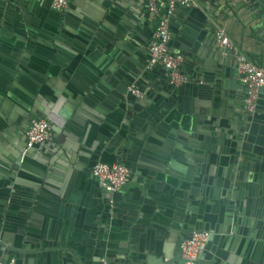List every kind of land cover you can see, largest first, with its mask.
<instances>
[{
  "label": "crops",
  "instance_id": "1",
  "mask_svg": "<svg viewBox=\"0 0 264 264\" xmlns=\"http://www.w3.org/2000/svg\"><path fill=\"white\" fill-rule=\"evenodd\" d=\"M24 1L0 2V236L9 245L1 257L100 264L103 251L110 264H159L199 221L215 230L207 263L264 264V88L245 132L237 61L216 37L223 28L264 68V13L240 0L178 7L170 49L184 56L187 81L172 89L163 66L147 67L157 20L146 0H69L63 13L50 0ZM132 82L148 95L126 99L133 108L122 100ZM35 117H46L55 137L20 169ZM118 149L131 175L111 226L92 167ZM242 150L258 161L235 163ZM229 215L244 218L248 233L255 223L257 237L227 239L219 227Z\"/></svg>",
  "mask_w": 264,
  "mask_h": 264
},
{
  "label": "built area",
  "instance_id": "2",
  "mask_svg": "<svg viewBox=\"0 0 264 264\" xmlns=\"http://www.w3.org/2000/svg\"><path fill=\"white\" fill-rule=\"evenodd\" d=\"M8 1V0H0ZM244 4L259 10L256 0H240ZM52 7L64 10L68 7L69 0H52ZM197 6V0H146L145 8L153 15L158 24L153 37L148 45V67L157 64L168 70L170 84L179 86L187 81L186 76L181 73L180 67L184 62L181 53H173L169 50V42L172 37L170 22L178 7L192 8ZM217 40L225 54L231 53L237 61V70L240 81L245 88L243 97V110L247 115L256 112L257 101L261 88L264 86V68L256 65L238 46L228 37L223 28L216 30ZM128 90L135 96L140 97L142 92L135 86H129ZM28 146L41 144L53 140L51 125L47 120H32L26 131ZM92 173L99 178L102 186L109 192H117L130 179V169L119 163L107 164L97 162L92 167ZM209 232L194 230L190 237L181 243V261L170 264H205L200 260V254L209 241ZM0 264H16L14 259L2 260Z\"/></svg>",
  "mask_w": 264,
  "mask_h": 264
},
{
  "label": "water",
  "instance_id": "3",
  "mask_svg": "<svg viewBox=\"0 0 264 264\" xmlns=\"http://www.w3.org/2000/svg\"><path fill=\"white\" fill-rule=\"evenodd\" d=\"M31 1L32 0H25L24 2H31ZM34 1H36V0H34ZM50 1H52V0H50ZM256 1L264 8V0H256ZM0 2L3 5H9L11 3L12 4L13 3L15 4L17 2V0H8V1H0ZM68 7H69V4H68ZM53 9H55V8H53ZM185 9L186 10H191V9L201 10V5L199 4V2H197V6L192 7V8H185ZM55 10L58 11V12H60V13H63V12H65L66 9H64V10H57V9H55ZM157 24H158V20H157ZM171 39H172V37H171ZM170 42H171V40H170ZM170 42H169V50H170V52H172L171 49H170ZM157 65H160V64H157ZM157 65H155V66H157ZM155 66H152V67H148L147 66V67L149 68V70H153V68ZM181 68H182V65L180 67V71H181ZM165 70L168 73V80H169L168 82L170 83L169 72H168L167 69H165ZM181 73H183V72L181 71ZM131 85L135 86L137 89H139L142 92V95L140 97L135 96L134 94H132V92H130L128 90L129 86H131ZM170 86L172 87V89H178L180 87V85L179 86H174V85H171V84H170ZM220 86L222 88H225L226 87L225 86V83H222V85H220ZM229 87L230 88L233 87L232 86V82L229 84ZM262 88H264V86ZM145 93L146 92H144L141 88H139V86L136 84V82H132L131 84H129L127 86V88H126V95H125L126 97H124V99L122 98V100H125L126 101V99L128 100V99H130V98L133 97L134 98L133 99L134 102H132L133 104L142 103V102H145L147 100V98H148L147 93L146 94ZM129 96H131V97H129ZM220 101H221L220 102L221 105H223L224 102H222V100H220ZM126 102H127V106L128 107L133 108L132 103H130L128 101H126ZM256 112H257V108H256ZM256 112L253 115H247L245 113V116L247 117V119H246V117L239 118L237 127H241L243 130H245V132H249L250 129H249L248 126L250 125V122L249 121L251 120V119L249 120V118L254 117L255 114H256ZM189 118L190 117L187 118V116H184L182 118V120H186V119H189ZM193 119H194L195 122H197V121L199 122L200 121V117L197 114L195 116H193ZM32 120H47V118L46 117H35V118H32ZM30 124H31V122H30ZM30 124H29L28 128L30 127ZM196 125L194 124V127H195L194 130L195 131L200 130V127L197 128L198 126H196ZM123 127H124L123 124H119L118 127H117V129L115 130L114 134L118 133L119 135H122V128ZM202 127H203V129L204 128H208V125L207 124H203ZM198 132L200 133V131H198ZM52 133H53V139H54L55 135H54L53 130H52ZM242 134L243 133H241V135ZM242 140H243V138H242ZM52 141H50V142H52ZM50 142H45V143H41V144H34L32 146H28L27 138H26V134H25L24 146L22 147V149L20 151V154H19V158H18L19 159V167H20V169H22V165L24 164V162L26 160V157L28 156V153H29L30 150H41V149H43L44 146H46ZM239 143H240L241 148L244 150V148H245L244 145L245 144H243L242 142H239ZM243 150H242L241 153L235 152V154L232 155L233 158H231V159H233L235 163L241 164L244 159H246V160H255V161L257 160L258 161V158L257 157L250 156L247 153L243 152ZM120 155H121L120 154V149H118L116 156L111 155L110 156V160L109 159L107 160L106 158H98L96 160V162L94 163V165L97 162H104V163H107V164H113L114 162H119V163L127 166L126 163L122 160V157ZM239 158H240V160H239ZM92 175H93V178H94L95 182H98V188L99 189H98L97 197L100 198L99 199V202L103 205V209L105 210L108 225H111L112 226L113 225V219H114L113 217H115V215L117 214V210H118V203H117L118 202V195L120 194V192L122 190L126 189L130 185V182H127L126 184H124L121 187V189L118 190L117 192H109V191H107L102 186V183L99 180V178L96 177L93 173H92ZM230 216L231 215L225 217L224 221L221 223V225L219 227V231L220 232H222V233H228L229 232L230 236H228L227 239L239 238L240 239V242H242V241H244L243 240L244 239L243 236L247 238L251 234L252 237L253 236L254 237H257L256 233H254V231L257 230L256 229L257 225L255 223H253L252 231H250L248 233V231H249L248 228H247L248 227V223H247V221L244 220V218H238L237 221L233 222L232 221V218ZM255 221H257V220H254V222ZM232 222H233V224H232ZM230 225H231V227H229ZM194 229L195 230H204V231L209 232L210 235H209V241H208V243L214 237L215 230L209 224L204 223L203 225L202 224L200 225L199 224V221H196V222H194V224H191V225L189 224V225H187L186 228H184L182 230V233L179 235V238L176 240V242H175L176 250L174 252H171V250L165 249L164 258H162L161 263H159V264H170V263H173V262H176V261H181V248H180L181 243H182V241L184 239H187V238L190 237V235L194 231ZM246 242H247V240H246ZM208 243H207L205 249L203 250V252L200 254V260L203 263H205V264H210V263H207L205 261V258H204V252L207 249ZM170 247H172V245H170ZM8 250H9L8 241L4 237L0 236V259H2V260H11V259H14V261L16 262V260H15L14 257H8V258H2L1 257L3 255V253H7ZM98 255H99V263L100 264H110V259L112 257L110 253H107V252H103L102 251ZM176 256L178 258H175ZM16 264H18V263L16 262ZM147 264H152V263L148 262ZM153 264H157V263L155 262ZM213 264H215V263H213Z\"/></svg>",
  "mask_w": 264,
  "mask_h": 264
},
{
  "label": "trees",
  "instance_id": "4",
  "mask_svg": "<svg viewBox=\"0 0 264 264\" xmlns=\"http://www.w3.org/2000/svg\"><path fill=\"white\" fill-rule=\"evenodd\" d=\"M256 4L259 7V12L264 13V8L258 2Z\"/></svg>",
  "mask_w": 264,
  "mask_h": 264
}]
</instances>
